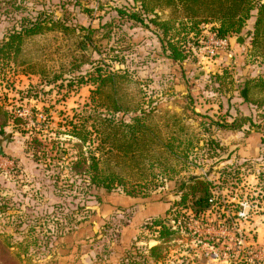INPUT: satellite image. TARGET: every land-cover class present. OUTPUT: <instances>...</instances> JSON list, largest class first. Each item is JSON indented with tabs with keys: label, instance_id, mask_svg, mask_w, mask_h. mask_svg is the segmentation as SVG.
I'll return each instance as SVG.
<instances>
[{
	"label": "rangeland",
	"instance_id": "rangeland-1",
	"mask_svg": "<svg viewBox=\"0 0 264 264\" xmlns=\"http://www.w3.org/2000/svg\"><path fill=\"white\" fill-rule=\"evenodd\" d=\"M168 4V0H0V264H190L183 261L187 256L193 264H217L207 261L201 242L173 241L167 234L157 243L154 235L141 233L142 242L160 246L149 262L134 252L135 244H121L117 256L114 250L136 216L157 213L158 205L168 212L179 198L168 200L170 196L181 194L182 205L192 203L188 196L203 182L209 191L214 189L202 178L203 168L216 180L221 172L215 186L225 189L228 200L240 197L246 210L264 216V105L244 101L240 83L247 77L264 81V63L253 52L247 28L243 43L237 39L212 58L198 51L200 43L187 62L171 60L155 31L160 29L149 22L156 17L154 8L160 20L178 28L186 17L183 7ZM118 9L127 16L121 17ZM134 12L149 27L130 20L128 14ZM37 19L52 29L27 36L19 52L14 46L9 49L10 35ZM90 26L96 29L89 37ZM209 28L205 25L203 34ZM249 40L251 46L242 51ZM231 49L235 54L226 66L221 59ZM99 69L122 70L123 75L128 70L126 104L139 111L144 108L145 113L137 114L150 126L158 125L165 138L147 146L149 153L142 151L144 156L129 160L125 171L117 168L123 184L112 190L96 187L70 169L81 143L69 133L70 122L79 124L88 117L89 123L93 115L116 120L136 116L133 109L116 114L99 106L93 93ZM190 80L193 84L186 89ZM251 91L250 96L264 99L260 88ZM197 114L212 117L216 124L210 126ZM231 118L246 127L226 129L223 125ZM90 124L92 137L83 151L100 156L98 136ZM171 141L174 154H163L162 145ZM237 167L242 169L239 180L223 176L227 168ZM117 193L120 199L129 193L141 200L130 208L118 205L106 215V197Z\"/></svg>",
	"mask_w": 264,
	"mask_h": 264
},
{
	"label": "trees",
	"instance_id": "trees-1",
	"mask_svg": "<svg viewBox=\"0 0 264 264\" xmlns=\"http://www.w3.org/2000/svg\"><path fill=\"white\" fill-rule=\"evenodd\" d=\"M168 1V5L179 3L183 7L186 16L183 18L185 21L180 20L179 22L181 24H178V28L174 29L169 21L160 20V18L157 17V12H155L154 8H152L151 12H153L152 14L156 17L150 18L149 22L160 29L159 32L158 30L155 31L160 39L165 55L171 60L179 64H183L185 61L190 59L193 53H196L191 47L194 45L198 46L200 43H202V45L204 44V42H200V40L202 39L205 41L207 38V34H203L205 32V25H210L209 30L215 32L217 37L231 38L236 35H241L250 19L254 18V26L252 31L249 32V36L251 37L253 52L261 59V62L264 63V0ZM145 9L144 10L148 12L147 10H149V8L147 6H145ZM117 11L121 17L127 16V12L123 9H118ZM128 15L130 20L138 21L149 27V24L145 23L146 19L137 12ZM46 25L47 24H43V20L40 19L30 22L27 25L22 24L20 31L14 32L10 35L6 45L9 49L14 46L16 48L15 52H19L23 44V40L27 36L40 34L46 29V27L47 29H52V27H48ZM95 29L96 28L92 26L88 28L87 31L89 37L92 33H94ZM225 70H227V68ZM120 71L99 69L98 78L95 81L96 89L93 93L99 97V106L105 108L109 113L125 114L133 109V106H129L125 102L127 100V96H129L126 90L129 79H126L125 76L128 73V70H124L123 73L125 75H123ZM221 78L222 76H217L219 81H221ZM255 87L260 88L264 92V81L260 80V78L258 80L249 79L246 81L244 86L246 100L254 104L256 103V105L259 106L261 104L264 105V99H255L253 96H250V92H252L251 89H255ZM133 111H135L136 116L130 118L129 120H116L114 117L93 115L91 116L92 122L89 123L88 117L83 118V121L79 124L70 122L72 128L69 130V133L81 141V143H79L80 153L75 160L70 161V169L76 170L77 173H81L84 177L86 176L85 179L96 187L112 190L122 185L123 180L120 177L117 168L120 171H125L124 169L129 168L127 166L131 165L129 160L134 161L135 159L144 156L142 151L148 150L146 148L147 146L155 143L160 144L163 140H165L159 132L158 125L157 127L150 126L147 124L143 116H139V114H137L138 112L145 113L146 110L144 108H140L139 111L136 107ZM196 117L198 119L203 118V120H206L205 123L208 122L210 126L216 124V121L210 116L197 114ZM244 122H246V120H244ZM89 124L95 129V133L98 136L99 143L96 149L101 153L100 156H97L96 153L91 150L88 154L83 151V146L87 144L89 139L92 137L90 135L91 132L87 130ZM245 125L246 123L242 124L235 118L232 122H228L226 120V124L223 126L226 129H240L244 128ZM262 138L263 142V135ZM149 139H152L151 143L148 142ZM162 146L164 147V151L162 152L163 154H174L175 150L172 141L167 144H163ZM150 150H148V153ZM232 153L233 151H231V154ZM230 155L229 157H231ZM229 157L226 160H228ZM204 183L205 182H203L202 186L199 188L194 187V190H192L193 192H191V195L188 196L190 198V202H192V205L197 210L199 207L204 206L207 197L211 192L209 191L208 184ZM197 191L204 192V196L195 195ZM117 194L118 195L115 197L119 196V193ZM194 195L195 197H193ZM132 197L133 196L128 193V195L123 198L130 199L131 204L141 200L140 198ZM107 198L108 196L106 199ZM184 200L185 196L180 199L179 203H185ZM145 201L146 200H143V202ZM164 214L166 215L167 212ZM165 215H162V218L149 216V218H146L144 222H150L147 225L148 228L151 229L155 226L161 225L163 238L166 237V234L168 235L167 239L169 240L177 238L179 233L171 229L163 222ZM137 238L138 236H136L133 241V245L135 244L134 246L137 247H134L135 249L133 248L135 250L134 252L136 254L139 253L141 256L144 255L142 257L146 262L154 259L153 253L157 250V248L159 249L160 246H139L137 245ZM140 252L144 254H141Z\"/></svg>",
	"mask_w": 264,
	"mask_h": 264
},
{
	"label": "built area",
	"instance_id": "built-area-1",
	"mask_svg": "<svg viewBox=\"0 0 264 264\" xmlns=\"http://www.w3.org/2000/svg\"><path fill=\"white\" fill-rule=\"evenodd\" d=\"M201 42L204 44L198 48V51H204L206 58H212L218 54L219 50L230 46V38H219L212 31H208L206 40H201ZM191 48L195 49L194 46ZM239 171H242L239 167L227 168V171L222 173L223 176L235 178L237 181L239 180L238 176L241 175ZM220 174L221 172H219L218 180H216L203 168L202 178L214 185V189L211 190L204 206L197 210L192 203L182 205L179 203L181 199V194H179L178 203L173 202L174 205L164 216L163 222L179 233V236L173 241L180 238H191L194 243L201 242L208 262L211 259L215 260L217 264H243L245 262H255L256 264V261H258L257 264H264V247L259 248L255 241L250 240L253 238L249 237V235L252 236V229L247 227L256 215V211L246 210V203L242 199L238 203L234 202L233 199L228 200L224 188L217 189L218 187L215 185H218L219 179L222 178ZM149 223L145 222L139 231L137 238V245L139 246L149 245L148 242H142V232L154 235V238L158 240L157 243H161L163 240V237L161 238L162 226L158 225L151 229L148 228L147 224ZM196 255L194 254V258ZM187 258H184L183 261L187 260L188 263L193 264V258L192 260L188 256Z\"/></svg>",
	"mask_w": 264,
	"mask_h": 264
},
{
	"label": "crops",
	"instance_id": "crops-1",
	"mask_svg": "<svg viewBox=\"0 0 264 264\" xmlns=\"http://www.w3.org/2000/svg\"><path fill=\"white\" fill-rule=\"evenodd\" d=\"M254 22H255V19L254 18L250 19V21L248 22V24H249L248 27L246 26V28L248 29L247 31H249V32L252 31L253 26H254ZM241 35H236V36H233V37L230 38V45H231V47H232V43H234L233 41H235V42L238 43L237 39ZM246 45H248V47L251 46L250 45V40H249V43L247 41V43H245V45L242 47V51H245V46ZM236 51H241V50H240V48L236 47ZM234 54H235V52H233V49H231L230 52L227 53V56L226 57H224L225 55L223 56V59H221L222 60L221 62L222 63L224 62V64L226 66H230V61H231L230 58H232ZM212 60H215V59H212ZM216 61H219V60H216ZM205 67H206V65H205ZM259 70L260 69H258L257 71L259 72ZM218 71H220V70L218 69ZM249 79L250 78L247 77V78L242 79V82H240L241 83V86H242V96L244 98V101L246 100L245 93H244V86L246 84V81L249 80ZM191 84H193V82L191 80H190V83H188V84L185 83L186 89H190ZM234 87H235V84H234ZM231 119L233 120L235 118H231ZM244 127H246V126H244ZM240 133L241 134H244L243 131H240ZM257 144H258V142L256 143V145ZM241 155H243V154H241ZM236 198H238V197H236ZM240 199H241L240 197H239L238 200H236L235 198H233V200L236 201L237 203L239 202ZM105 201L106 202H105L104 207L106 206V211H107V214L106 215H110L112 213V211H113V208H115V207L117 208L118 205L119 206L120 205L121 206H124V208H130L131 205H133L135 203L134 202L133 204H131V200L128 199V198L120 199L118 197H108ZM255 207H256V205H255ZM156 209L158 210L157 213H150V214L149 213L148 214L147 213H144V214L141 215L143 217L136 216L135 217V220L133 218V221L128 226V229L126 230V232L123 234L124 236H123V238L121 240V243L118 244L116 247H114L115 248L114 250L116 252V256L119 254V250H120V248L122 246L128 247L129 244L130 245L133 244L134 239L136 238V236L139 235V231H140L139 226H141V224L145 221L146 218H148L149 216H152V215L153 216H155V215H161V216L162 215H165L164 213L166 212V208H163V205H158ZM262 210H264V209L262 208ZM106 211H103V214ZM257 220L259 221V224H257V226H256ZM253 221L254 222L252 224H250L251 221L248 223L249 226H251V228H249V229H252V235H253V238L252 239H253V241H255V243L257 245L264 246V216L263 215H258V216L255 215L253 217ZM249 226H247V227H249ZM121 244H122V246L120 247Z\"/></svg>",
	"mask_w": 264,
	"mask_h": 264
},
{
	"label": "water",
	"instance_id": "water-1",
	"mask_svg": "<svg viewBox=\"0 0 264 264\" xmlns=\"http://www.w3.org/2000/svg\"><path fill=\"white\" fill-rule=\"evenodd\" d=\"M243 40H244V37H243V36H240V37L238 38V41H239L240 43H243ZM0 152L2 153L1 148H0ZM178 197H179V196H170V197H168V200H173V199L178 198Z\"/></svg>",
	"mask_w": 264,
	"mask_h": 264
}]
</instances>
